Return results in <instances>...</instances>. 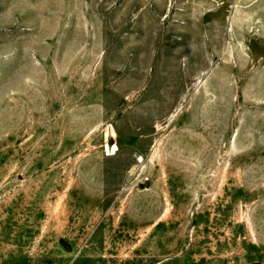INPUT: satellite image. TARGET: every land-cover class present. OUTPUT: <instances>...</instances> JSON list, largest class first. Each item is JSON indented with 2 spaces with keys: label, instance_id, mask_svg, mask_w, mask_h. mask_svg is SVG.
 Masks as SVG:
<instances>
[{
  "label": "rangeland",
  "instance_id": "374dc122",
  "mask_svg": "<svg viewBox=\"0 0 264 264\" xmlns=\"http://www.w3.org/2000/svg\"><path fill=\"white\" fill-rule=\"evenodd\" d=\"M0 264H264V0H0Z\"/></svg>",
  "mask_w": 264,
  "mask_h": 264
},
{
  "label": "bare ground",
  "instance_id": "6f19581e",
  "mask_svg": "<svg viewBox=\"0 0 264 264\" xmlns=\"http://www.w3.org/2000/svg\"><path fill=\"white\" fill-rule=\"evenodd\" d=\"M110 149H108V151H109ZM116 150V147L114 146L113 147V149H112V151L114 152ZM112 154V153H111Z\"/></svg>",
  "mask_w": 264,
  "mask_h": 264
}]
</instances>
